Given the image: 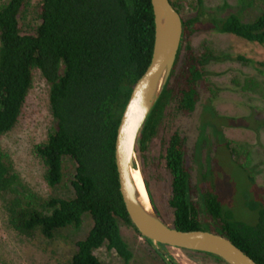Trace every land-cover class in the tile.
I'll use <instances>...</instances> for the list:
<instances>
[{
    "label": "trees",
    "instance_id": "trees-1",
    "mask_svg": "<svg viewBox=\"0 0 264 264\" xmlns=\"http://www.w3.org/2000/svg\"><path fill=\"white\" fill-rule=\"evenodd\" d=\"M170 1L183 21L181 46L170 79L136 145L148 196L163 222L145 175L147 152L169 112L189 117L196 111L207 65L226 57L208 42L195 47L193 37L212 31L264 45V0L259 1L260 15L251 22L240 13L224 18L208 13L204 0H195L197 15L186 16V0ZM26 6L27 0H8L0 7V137L17 125L33 72L39 70L50 86L54 126L47 141L35 146V153L44 163L51 188L63 182L65 158L74 162L73 192L70 197L37 199L0 144V207L9 228L28 240H54L59 231L79 228L83 215L90 214L93 228L75 242L69 264H102L97 256L102 248L115 252L122 264H129L133 252L120 222L135 226L120 192L115 141L131 92L152 59L155 25L151 0H41L34 31L24 29L21 23ZM260 124L264 128V122ZM227 148L247 171L252 162L249 150L232 141H227ZM187 153V140L178 131L162 142V159L171 176L168 204L173 218L167 225L224 236L255 262L264 264V213L254 225L235 219L223 206L216 187L206 189L200 205L193 198Z\"/></svg>",
    "mask_w": 264,
    "mask_h": 264
},
{
    "label": "rangeland",
    "instance_id": "rangeland-1",
    "mask_svg": "<svg viewBox=\"0 0 264 264\" xmlns=\"http://www.w3.org/2000/svg\"><path fill=\"white\" fill-rule=\"evenodd\" d=\"M260 0H204L203 8L219 18L232 13L242 14L246 22L260 15ZM8 0H0V7ZM184 14L197 15L195 0H186ZM41 0H27L21 23L34 31L39 24ZM208 42L222 61L207 65L206 81L201 87V99L189 117L169 112L158 136L153 140L144 163L154 203L166 224H171L173 210L168 204L171 176L162 159V142L178 131L187 140V165L191 169L194 200L202 205V195L216 187L223 206L235 219L256 224L264 213V45L252 43L231 34L205 31L192 39L199 47ZM244 58V61L239 60ZM50 86L39 70L33 72V84L23 105L17 125L0 137V144L10 154L23 184L37 199L51 196L70 197L75 164L64 160V179L51 188L45 179L46 168L35 153V146L45 143L54 126L50 112ZM227 141L245 146L252 162L242 169L231 156ZM137 156V165L139 159ZM202 219L206 216L202 212ZM94 225L90 214L82 217L79 228L59 231L54 240H28L7 224L0 207V264H69L75 242L84 239ZM121 232L128 242L133 258L129 264H226L215 257L149 243L134 227L120 222ZM102 264H122L115 252L106 248L97 251Z\"/></svg>",
    "mask_w": 264,
    "mask_h": 264
},
{
    "label": "water",
    "instance_id": "water-1",
    "mask_svg": "<svg viewBox=\"0 0 264 264\" xmlns=\"http://www.w3.org/2000/svg\"><path fill=\"white\" fill-rule=\"evenodd\" d=\"M155 38L151 62L135 84L123 111L115 141V161L126 211L139 234L154 244L215 255L226 264H258L230 240L216 233L182 231L165 224L147 194L143 199L133 178L137 165V140L162 95L180 50L183 21L170 0H151ZM145 185V183H144Z\"/></svg>",
    "mask_w": 264,
    "mask_h": 264
},
{
    "label": "bare ground",
    "instance_id": "bare-ground-1",
    "mask_svg": "<svg viewBox=\"0 0 264 264\" xmlns=\"http://www.w3.org/2000/svg\"><path fill=\"white\" fill-rule=\"evenodd\" d=\"M133 178L135 180V183H136L143 199H145V201L147 202V194H146V190H145V185L143 183L140 171L133 172Z\"/></svg>",
    "mask_w": 264,
    "mask_h": 264
}]
</instances>
